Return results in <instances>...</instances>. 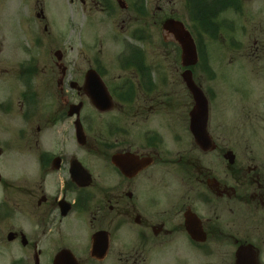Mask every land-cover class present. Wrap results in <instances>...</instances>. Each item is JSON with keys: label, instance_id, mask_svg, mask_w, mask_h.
<instances>
[{"label": "flooded vegetation", "instance_id": "af4514ba", "mask_svg": "<svg viewBox=\"0 0 264 264\" xmlns=\"http://www.w3.org/2000/svg\"><path fill=\"white\" fill-rule=\"evenodd\" d=\"M71 2L107 20L133 14L131 29L111 37L112 57L102 41L78 50L72 73L61 55L44 78L28 57L19 93L0 99V264H264V89L235 87L215 117L208 95L200 142L181 77L188 99L171 91L175 59L192 76L196 63L138 46L154 39V5L178 3L264 88V0Z\"/></svg>", "mask_w": 264, "mask_h": 264}, {"label": "rangeland", "instance_id": "374dc122", "mask_svg": "<svg viewBox=\"0 0 264 264\" xmlns=\"http://www.w3.org/2000/svg\"><path fill=\"white\" fill-rule=\"evenodd\" d=\"M149 2L153 6L156 0H149ZM178 5V3L175 4L176 9H170L168 4L160 3L159 5L158 3L159 9L154 5L152 11H154L155 24L150 19L151 27L147 25L145 27L147 34L154 35V39L144 40L138 46L152 53L166 55L168 52L170 56L173 55L172 50H174L178 56L180 47L175 37L163 28L162 23L166 17H169L174 23L178 21L185 25V30L198 47L200 57L198 64L193 67V79L200 89H205L214 96L210 109L212 117L220 116L222 104L220 99L225 96L235 97L237 95L235 90L255 93L257 90L264 89L260 86V82L253 83L251 79L245 78L233 63L228 64L232 57L229 52L226 50L223 52L221 45L214 37L208 38L198 33V24L189 18H184V13ZM93 9L94 12H91L89 7L84 10L78 3L75 6L71 0H0V65L2 60L7 59L8 65L11 66L8 72L0 74V99L19 93L17 74L28 57L39 60V67L44 72L42 76L46 78L49 76L48 66H54L53 62H56L54 56L56 50L62 53V62L68 66L71 73L74 70L73 60L79 51L77 60L86 58V51L91 52L92 46L98 48L97 44L100 41L103 43L102 49L108 56L115 55L119 45L113 43L111 37L122 39L124 32L130 28L128 22L132 21L133 14L130 16L128 12H122L121 17L116 15V19L107 20L102 13L95 12V7ZM142 18L140 15L139 21L143 24L149 19L148 15ZM122 21L124 25L121 24ZM160 21L163 22L159 23ZM235 60L248 62L241 57ZM180 65L181 59L177 57L173 65L176 71V83L171 91L175 93L173 97H177L178 102H185L188 99V91L180 78V73L183 71ZM173 68H170L171 75H173ZM229 131L232 139H237V133L231 125ZM12 160L17 166L19 157H13Z\"/></svg>", "mask_w": 264, "mask_h": 264}, {"label": "water", "instance_id": "95a60500", "mask_svg": "<svg viewBox=\"0 0 264 264\" xmlns=\"http://www.w3.org/2000/svg\"><path fill=\"white\" fill-rule=\"evenodd\" d=\"M172 25L174 35L176 36L177 41H179L180 46H182L183 57L189 58L183 64L185 66H188L195 63V46L193 45L191 37L182 31V28L179 24ZM56 54L58 55V58H60V55L57 52ZM181 76L182 80H184L185 82L187 89L190 91V93H192L193 99L195 101V105L191 111L192 132L196 135L200 142H204L206 138L205 122L208 116L207 101L204 97L203 92L199 90L194 82V79H192L191 70H185ZM58 259L59 256L56 258V263H58Z\"/></svg>", "mask_w": 264, "mask_h": 264}]
</instances>
